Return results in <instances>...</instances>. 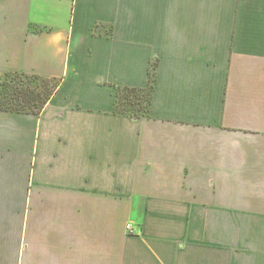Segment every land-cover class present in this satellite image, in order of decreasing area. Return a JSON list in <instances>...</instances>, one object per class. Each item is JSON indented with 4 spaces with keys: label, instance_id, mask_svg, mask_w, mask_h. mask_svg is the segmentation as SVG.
<instances>
[{
    "label": "crops",
    "instance_id": "crops-1",
    "mask_svg": "<svg viewBox=\"0 0 264 264\" xmlns=\"http://www.w3.org/2000/svg\"><path fill=\"white\" fill-rule=\"evenodd\" d=\"M17 71L61 82L0 109V264H264V0H0Z\"/></svg>",
    "mask_w": 264,
    "mask_h": 264
},
{
    "label": "trees",
    "instance_id": "trees-1",
    "mask_svg": "<svg viewBox=\"0 0 264 264\" xmlns=\"http://www.w3.org/2000/svg\"><path fill=\"white\" fill-rule=\"evenodd\" d=\"M157 64V62L151 64L148 83L145 87H117V112L133 117L149 114L153 100ZM6 76L10 77L11 80L7 83L4 98L1 92L3 82L0 81V109L22 113L39 114L57 91L61 82L58 78H47L39 74L19 71L8 72ZM29 80L36 83L30 85ZM50 81H53L52 85H50Z\"/></svg>",
    "mask_w": 264,
    "mask_h": 264
},
{
    "label": "rangeland",
    "instance_id": "rangeland-1",
    "mask_svg": "<svg viewBox=\"0 0 264 264\" xmlns=\"http://www.w3.org/2000/svg\"><path fill=\"white\" fill-rule=\"evenodd\" d=\"M11 80L10 77L6 76V74L3 76L2 78V82H3V85H2V88H1V92H2V96L4 98L5 94H6V91H7V83ZM36 82L35 81H32V80H29V84L30 85H34ZM53 84V81H50V85ZM133 93V92H132ZM143 94V93H142Z\"/></svg>",
    "mask_w": 264,
    "mask_h": 264
},
{
    "label": "built area",
    "instance_id": "built-area-1",
    "mask_svg": "<svg viewBox=\"0 0 264 264\" xmlns=\"http://www.w3.org/2000/svg\"><path fill=\"white\" fill-rule=\"evenodd\" d=\"M127 230H128V233L131 235L133 234L136 235L139 233V230H137V228L134 227L132 223L127 224Z\"/></svg>",
    "mask_w": 264,
    "mask_h": 264
}]
</instances>
